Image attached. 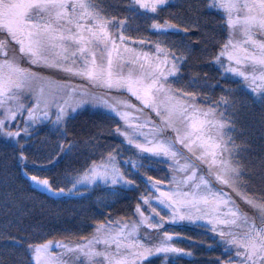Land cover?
Instances as JSON below:
<instances>
[{"label": "clouds", "instance_id": "clouds-1", "mask_svg": "<svg viewBox=\"0 0 264 264\" xmlns=\"http://www.w3.org/2000/svg\"><path fill=\"white\" fill-rule=\"evenodd\" d=\"M23 7L0 18V264H264V0Z\"/></svg>", "mask_w": 264, "mask_h": 264}, {"label": "rangeland", "instance_id": "rangeland-1", "mask_svg": "<svg viewBox=\"0 0 264 264\" xmlns=\"http://www.w3.org/2000/svg\"><path fill=\"white\" fill-rule=\"evenodd\" d=\"M25 9L23 7V0H13L11 7L4 9L0 8V18L7 17L9 21L15 22L24 15Z\"/></svg>", "mask_w": 264, "mask_h": 264}]
</instances>
